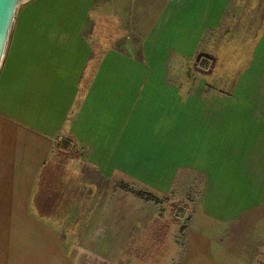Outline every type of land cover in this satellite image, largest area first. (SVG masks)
Returning a JSON list of instances; mask_svg holds the SVG:
<instances>
[{
  "label": "rangeland",
  "instance_id": "obj_1",
  "mask_svg": "<svg viewBox=\"0 0 264 264\" xmlns=\"http://www.w3.org/2000/svg\"><path fill=\"white\" fill-rule=\"evenodd\" d=\"M148 10L153 15L151 31H139L143 25L141 18L147 15ZM209 24L214 27L212 31H216V39L221 38L222 29L228 25L231 36L236 34L235 39L241 40L244 44L248 38H254L259 30L264 35V0H22L20 3L0 69V114L13 123V125L9 124L12 125V129L7 132V137H3L1 143L4 145L11 141L14 148L12 153L10 148H5L6 145L0 148L3 150L0 152V185H3L4 189V192H0V198L10 196L15 199L13 193L15 186L11 184L12 170H20L22 173L23 170H31V166H25L24 161L31 160L30 149L34 137L31 138L22 131L20 133L21 122L3 113L4 110H11L13 116L17 117L15 107L29 109L31 97L28 87L29 77L26 78V75L30 72L31 53L36 47H40L39 44L42 42L61 41L63 32H68L69 29L78 31L81 28L83 32L98 25L112 26L114 32L111 36L118 34L116 37L121 54L129 53L136 61L148 63L149 56L143 54L146 43L150 44L148 53L150 48L157 53L159 47L165 49L167 65L162 64L165 62L164 54L160 60L158 57L155 60V64L162 65L161 73L163 72L164 76L168 74V77L172 73H174L173 77L182 75L187 82L192 80L190 88L193 95L186 97L183 102V123L192 122L194 106H198L200 111L203 110L204 116L208 115L207 110H212L213 113L209 116L213 121L218 122L225 112L224 115H228L225 120L229 123L231 131L230 152L226 155L218 148L214 153L215 159L224 155L227 158L230 155L231 160L235 161L234 166L239 167L243 176L239 177L237 174L238 182L235 184L238 186L235 188V194L231 195V203L235 204L236 201L237 211L227 212V204H230L228 201L224 204V209L220 210L226 213L222 216L226 224H223V221L218 223L212 217H210L211 222L197 220L202 225L197 224L196 219L206 216L207 212L205 213L199 204L193 211L187 197L191 176L196 175L191 172L189 161L192 153L189 147L190 131H184L186 135L181 141L182 145L179 141L177 146H173L174 140H161L159 143L157 137L152 136L151 131V126L159 125L158 123L161 122V125L167 124L160 114L159 106L152 105L154 111L152 113L147 102L149 99L144 103L137 96L133 109L134 127L132 111L126 115V103L119 104L117 125L120 129L118 128L117 139L116 131L111 137H101L102 144L99 147L95 149L88 147L82 152L88 156L95 154L97 159L101 157V167L99 165L94 169L92 162L88 161L81 164L74 162L71 181L87 187L94 184L97 192L100 193L99 198L95 199L96 202L89 205L93 220L97 224L88 226L83 235L82 233L79 235L81 239L77 242L79 257L76 264H179L180 256L178 255L176 260L173 255L180 252V243L183 246L182 252L186 251V244L190 245V240H182L180 235L184 231L187 233L188 228L199 234V238L196 239L198 242H192L191 245L204 248L208 246V248L206 251L191 250L193 254L189 258H183L184 264H204L206 259L204 255L208 252L219 260H225L221 257L225 252L223 243L227 238L232 240L230 236H235L234 241L238 238L243 240L239 247L238 243L234 246V252L231 251L236 259L242 260V264L258 263L264 244L262 241L264 238V206H262L264 205V37L257 44V55L250 68L237 73V78L233 76L232 79L227 80L228 85L233 86L232 94L222 96L215 90L212 91L215 94L207 96L205 92L209 91L206 85L209 78L205 74H209L210 71H202L203 74L197 75L194 79L191 76L190 79L185 72L188 66L185 57H188L187 54H192L198 45L199 51L205 49L207 39H210L208 37L210 30L206 28ZM100 36L106 42L110 34L101 33ZM89 39H91L90 34ZM95 40H98V36ZM180 46L183 48L180 49ZM145 51L147 52V49ZM178 51L183 55H179ZM199 51L195 55L200 59L204 54ZM153 54L155 52L150 56ZM152 62L154 61L150 62L151 68ZM174 63L178 65L170 68ZM24 79L28 81H22ZM16 84L19 87L15 90ZM9 87L10 89L7 90ZM171 89L175 90L174 85H171ZM26 117L29 119V115ZM112 126H116L115 120ZM242 126L254 127V129L243 130ZM233 127L237 130H233ZM154 132L158 133V131ZM63 144H67L69 148L73 147L67 140H64ZM96 149L100 150L94 153ZM238 155L241 157L240 161L238 158L233 159ZM225 157L223 161H226ZM212 158L214 159L213 154ZM215 164L223 165V174L227 175L228 169L225 170L226 165L223 162L216 161ZM74 173L78 176H74ZM200 175L203 176L201 173ZM118 180L130 182L138 189L147 190L150 192L146 194L147 196L156 195L168 199L157 206L151 202L148 203L149 205L143 204L137 197L125 195L121 191L117 192L114 186ZM224 186L226 188V183ZM112 187L113 192H111ZM242 187H246V194ZM171 190L175 193L170 194ZM99 202L101 206L98 205ZM0 205L7 206L6 203L1 202ZM11 205L13 206L14 203L11 202ZM244 206L247 208L241 209ZM179 209H182V212ZM18 212L19 210L15 209H0V264L23 262L20 258L22 255L20 241L24 235V228L29 231L31 227L16 225L15 218L9 219ZM240 213L242 214L237 218H241V221L236 219L227 230V222ZM147 219L151 222V232L156 235L157 241H153L151 237L143 246L138 238L135 240L134 248L131 245L126 247L127 238L132 233L141 234L144 230L142 222L147 223ZM199 232L205 236L202 237ZM204 238L208 239V242ZM245 242L247 249L244 247L243 250ZM141 249L143 254L140 253ZM126 251L130 253L129 261L125 256ZM116 254L117 257H111ZM121 254L125 257L119 260ZM133 254L142 259L138 260V263L135 262V257L131 258ZM114 260L117 262L114 263ZM172 260L173 262L170 263ZM261 261H264V256L261 257Z\"/></svg>",
  "mask_w": 264,
  "mask_h": 264
},
{
  "label": "crops",
  "instance_id": "obj_2",
  "mask_svg": "<svg viewBox=\"0 0 264 264\" xmlns=\"http://www.w3.org/2000/svg\"><path fill=\"white\" fill-rule=\"evenodd\" d=\"M150 10L147 11V15L141 18L143 19V25L141 29L137 27V29H140L139 31H151L153 15L150 14ZM111 27H104L103 25L92 26L90 30L87 28L83 32H81V28L77 29L78 31L69 29L68 32H63L61 41L48 40L40 43V47H36L34 52L31 53L30 72L26 75V78L29 77L28 87L30 88L31 97L29 109L28 107L24 109L15 107L17 117L13 116L11 110L3 111L7 117H12L21 122L19 123L20 133L22 131L26 135L31 136V138L32 136L34 137L32 138L33 143L31 142L32 147L30 149L31 160L30 162L24 161V165L31 166V170H23V173L20 170L11 171V178H13L11 184L15 186L13 192L15 199L10 198V196L0 198L1 203L7 204L4 207L0 205V209L19 210L14 217H9V219L15 218L16 225L31 227L29 231L24 228V235L20 241L22 251L20 258L24 262L22 264L77 263L79 257V249H77L79 244L77 242L81 239L79 235L81 233L83 235L88 226L97 224L93 220V213H91L89 205L91 206L96 202L95 199L99 198L100 193L97 192V187L94 184L88 185V188L86 185L80 186L71 181V175L74 172L73 167L75 166L74 162L79 164L82 162L86 163V161L92 162L94 169L100 165L101 157L97 159L95 154L88 156L86 153L82 154V152L86 151L88 147H94V149L99 147L102 144L100 142L101 137H111V134L116 131L115 137L117 139L118 128L120 129L119 125H117L119 104L126 103V115L132 111L133 125L135 127L133 109L137 96L144 103H146V99H149L147 102L152 113L154 112L152 105L159 106L160 114L165 119L164 122H167L164 125H161V122L158 123L159 125L151 126L152 136L154 138L157 137L159 143H161V140H174L175 145L173 146H177V143L183 141L186 135L184 131H190L189 147L192 153H190L189 161L191 162V172L196 174L195 176L192 175L190 179V205L193 211L195 206L199 204L202 210L205 213L207 212V217L198 218L196 221L203 222L208 220L211 222L210 220L214 218V221L218 223L223 221V224H226L225 219L222 218L226 213L220 212V210L224 209V204L227 201L230 203H226L227 212L230 210L237 211L236 201H234L235 204L231 203V195L235 194V188L238 186L235 184V182H238V176H243L240 174L239 167L234 166L233 163L235 161L231 160L230 155L227 156L230 159L229 161L225 155L223 157H225L226 161H223V157L215 159L214 155L218 148L226 155L230 152L229 136L231 131L229 123L225 120L228 115H224V112L219 122L213 121L209 116L213 113L212 110H207L208 115L204 116V111H200L198 106H194L192 107V122L183 123V102L193 92L190 88L184 94L181 86L182 75L176 76L178 79L173 77L174 73L172 75L169 74V77L168 74L164 76L163 72L161 73L162 65H159L160 63L155 64L157 57L160 60V57L164 54L165 62L162 64L165 63L167 65L165 49L159 47V52L157 53L150 48V53H148L150 44L144 42L147 46L144 44L143 54L146 53L149 56V61L148 63L136 61L129 53L121 54L118 38L116 37L118 34L114 37L111 36L114 32ZM206 28L210 30V35H208L210 39H207V50L209 52L214 51L215 48L224 47L228 38L232 37L228 25L222 29L220 39H216V31H212L214 27L211 24ZM101 33L110 34L106 42L101 38ZM89 34L91 39L88 40ZM260 34L257 44L264 37L262 31ZM97 36L98 40L96 41ZM198 46L192 54H187L186 56H194L199 51L200 47ZM256 47L252 63L257 55L258 48L256 49ZM179 48L182 49L183 46ZM145 49H147V52ZM152 52H155V54L150 56ZM177 53L183 55L180 51ZM151 61H154L152 62V68L150 66ZM176 65L178 64L174 63V66L170 65V68H174ZM178 71L181 72L180 69ZM22 81L27 82L28 80L24 79ZM14 83L16 82L14 81ZM171 85H174L175 90L171 89ZM17 87L19 86L16 84L14 89L16 90ZM9 89L10 87L7 88V90ZM215 90L211 89L205 93L210 96L215 94L212 93ZM216 92L222 96H228V94L219 90H216ZM113 102L114 104L112 105ZM200 113L201 116H199ZM27 115H29V119L26 117ZM0 119H2L0 121V148L6 145L5 148H10L12 153V149H14L12 147L13 142L10 141L3 145L1 141L3 137L8 136L7 132L12 129L13 123L1 114ZM114 120L116 121V126H112ZM10 123L12 125H9ZM244 127L247 126H242L241 129H254V127ZM235 129L237 130V128L233 127V130ZM154 131H158V133L155 134ZM64 140L70 141L73 147L67 148V150L59 147ZM166 145L172 146V144ZM99 150L96 149L94 153ZM1 151L3 150L0 149ZM234 158H238V161L241 160L240 155ZM216 161L223 162L226 165L225 170L228 169L227 175L223 174V165L215 164ZM45 163L46 166H44ZM74 176L78 175L74 173ZM225 183L226 188L224 186ZM241 186H243V183H241ZM114 188L117 192L121 191L125 195L133 196L117 186H114ZM114 188L112 187L111 192L114 191ZM245 188L243 190L246 194ZM0 192H4L3 185H0ZM11 202L14 203L13 206ZM142 203L148 204L150 201ZM98 205L101 206L102 204L99 202ZM246 208L244 206L241 209ZM241 214L236 215L234 219H230L227 222V230H229L230 224L233 225L232 223L236 222V219L241 221V218H237ZM101 217L102 213L100 214ZM180 222H182L181 219ZM142 224L144 226L143 232L141 234L132 233L127 238L126 247L131 245L134 248L135 240L138 238L142 241L143 246L151 237H153V241H157L156 235L151 232V222H142ZM197 224L202 225L199 222ZM57 226L63 228L60 230ZM188 229L191 230L190 228ZM184 232L180 234L182 235V240H190V245L186 244V251L182 252L183 246L180 243V252L175 253L176 255L172 254L176 260H178V255L180 256L179 264H184L183 258H189L193 254L191 250L200 251L204 249L206 251V248H208V246L206 248L192 246V242H198L196 239L199 238V234L191 230L192 233L188 234V237L187 233L184 234ZM200 234L202 237L205 236L202 232ZM230 238L232 240H227V238L225 243H223V251L225 252L221 257H224L225 260H219L208 252L207 255H204L206 256L205 262L203 261L204 264H208L209 261L211 264H242V260L236 259L231 253L234 252V246L238 243L239 247L243 240L238 238L237 241H234L235 236H230ZM204 239L208 242V239ZM262 241L264 242V238ZM246 244L245 242L243 250L244 247L247 249ZM262 247L258 263L256 264H264V261H261V257L264 256V244ZM73 251L76 252L72 253ZM140 251L143 254V249ZM23 252L25 253L23 254ZM123 254L118 257L119 260L127 256L129 261L130 253L126 251L125 256ZM115 256L117 257V254L111 255V257ZM132 256L135 257V262L137 263L138 260L142 259L138 258V255L133 254L131 258ZM113 262L116 263L117 261L114 260ZM148 262H150V259ZM172 262L173 260L170 261V263Z\"/></svg>",
  "mask_w": 264,
  "mask_h": 264
},
{
  "label": "trees",
  "instance_id": "obj_3",
  "mask_svg": "<svg viewBox=\"0 0 264 264\" xmlns=\"http://www.w3.org/2000/svg\"><path fill=\"white\" fill-rule=\"evenodd\" d=\"M260 32L261 31L259 30L254 38H248L246 40V43L244 44L241 43V40L237 41L235 39L237 38L236 34H234V36L230 38L226 37L228 38V40L226 41V45L222 48H215V50L211 52L207 50L206 42L205 49L200 51V53L202 52V54H204L206 57H204V55H202L200 59L198 58V56L196 57V55L185 57L188 64L185 70V72H187V76H189L190 79L192 76L194 79L197 77V75L203 74L202 71L209 70L210 73L205 74V76L209 78L206 84L207 88L209 90L216 89L226 94H232L233 86H229V81L227 80H229V78L232 79L233 76L237 78V73L246 70L249 65H251L254 58L255 47L261 35ZM207 55L210 57H208ZM236 70L237 72H235ZM191 82V80L187 82L186 79H183L181 86L184 94H186V92L190 90L192 84ZM59 147L66 150L67 148H69V146H67V144H63V142ZM44 166H46V163ZM116 186L121 190L132 194L134 197L139 198V200L144 203L150 201L157 206L159 203H164L168 199L166 197L162 199L157 197L156 195H153V197L147 196L146 194H150V192H148L147 190L138 189L134 184L130 182L118 180L116 182ZM174 193V190L170 192V194ZM187 194L188 200L190 201L191 194L190 192H187ZM179 211L182 212V209H179ZM57 228H60L61 230L63 227L57 226ZM189 232H191V230L188 229V237L191 234ZM208 264H211V262L209 261Z\"/></svg>",
  "mask_w": 264,
  "mask_h": 264
},
{
  "label": "water",
  "instance_id": "obj_4",
  "mask_svg": "<svg viewBox=\"0 0 264 264\" xmlns=\"http://www.w3.org/2000/svg\"><path fill=\"white\" fill-rule=\"evenodd\" d=\"M22 0H0V69L17 9Z\"/></svg>",
  "mask_w": 264,
  "mask_h": 264
}]
</instances>
